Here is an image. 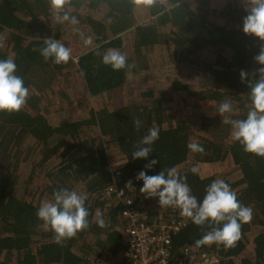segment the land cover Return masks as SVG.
<instances>
[{
    "label": "trees",
    "instance_id": "16d2710c",
    "mask_svg": "<svg viewBox=\"0 0 264 264\" xmlns=\"http://www.w3.org/2000/svg\"><path fill=\"white\" fill-rule=\"evenodd\" d=\"M61 11L78 23L58 22L50 0H0V59L15 60L28 88L20 110L0 111V264L120 263L131 243L126 196L148 224L175 214L139 192L136 174L147 161L131 153L153 127L159 138L148 159L158 162L147 174L174 167L198 201L223 179L252 209L234 246L197 248L218 251L221 264H264V156L245 152L223 122L246 116L247 82L261 67L254 56L264 42L240 30L242 0H65ZM45 38L71 50L67 63L39 54ZM110 48L131 67L102 64ZM241 70L250 74L243 82ZM225 100L232 111L219 115ZM206 165L222 168L207 175ZM61 187L86 194L89 223L57 243L36 211ZM210 227L185 217L169 232V257L184 256Z\"/></svg>",
    "mask_w": 264,
    "mask_h": 264
},
{
    "label": "clouds",
    "instance_id": "9594fccd",
    "mask_svg": "<svg viewBox=\"0 0 264 264\" xmlns=\"http://www.w3.org/2000/svg\"><path fill=\"white\" fill-rule=\"evenodd\" d=\"M65 0H50L58 22L67 21L73 25L78 23L75 16L67 11H61ZM245 15L241 19L240 30L245 35H252L264 42V0H242ZM85 46L92 45L91 37L83 40ZM39 54L45 59H52L53 63H67L71 50L59 40L45 38L39 48ZM254 60L261 65L255 72L258 74L248 80V107L243 119H224V123L231 125V137L239 142L245 152L264 156V43ZM101 63L110 66L113 70L127 67L124 54L115 48L106 50L101 55ZM16 63L12 58L0 59V111L14 112L26 103L28 88L23 79L16 75ZM244 70L239 73L241 81L249 76ZM232 111V105L225 100L216 109L221 115ZM134 123L139 126L140 121ZM159 138V130L149 128L139 145L132 151V159L143 158L147 161L144 168L136 174V179L142 181L139 192L145 198H156L161 207H175L182 216L190 218L195 225H209L210 230L195 241V246L208 244H222L225 248L234 246L241 236V226L252 218V209L240 203L236 193L223 179H213L205 186L204 195L199 201L190 194L186 177L179 175L173 167L166 171L161 170L149 175L144 169H152L157 159H148L152 143ZM187 148L192 152H203V146L190 142ZM191 173L199 175L197 167L193 166ZM131 184V180L127 182ZM86 194L78 193L67 188L53 190V199L44 200L36 211L38 219L45 227L55 234V242L64 238H71L77 232L88 226L89 211L85 207ZM98 226H104L100 213L96 214ZM123 256V255H122Z\"/></svg>",
    "mask_w": 264,
    "mask_h": 264
},
{
    "label": "built area",
    "instance_id": "2783aa9c",
    "mask_svg": "<svg viewBox=\"0 0 264 264\" xmlns=\"http://www.w3.org/2000/svg\"><path fill=\"white\" fill-rule=\"evenodd\" d=\"M122 195L123 192L120 191ZM123 214L129 219L126 228L130 234V247L115 264H221L218 251H205L196 246H189L184 256L177 259L169 257L167 246L170 244L169 232L185 225V216L176 208L175 214H157L151 223L145 219V213L134 207L133 199L124 198Z\"/></svg>",
    "mask_w": 264,
    "mask_h": 264
},
{
    "label": "rangeland",
    "instance_id": "374dc122",
    "mask_svg": "<svg viewBox=\"0 0 264 264\" xmlns=\"http://www.w3.org/2000/svg\"><path fill=\"white\" fill-rule=\"evenodd\" d=\"M131 93H133V92H131ZM225 163H226L228 166L231 165V161H226ZM221 168H222L221 165H213V166H208V165H206V166H204V168H203V171H204L203 173L209 175V174H211V173H214V172H216V171H219Z\"/></svg>",
    "mask_w": 264,
    "mask_h": 264
}]
</instances>
